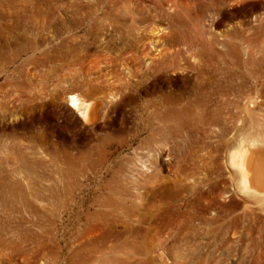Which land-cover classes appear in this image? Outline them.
I'll return each mask as SVG.
<instances>
[{"label": "rangeland", "instance_id": "obj_1", "mask_svg": "<svg viewBox=\"0 0 264 264\" xmlns=\"http://www.w3.org/2000/svg\"><path fill=\"white\" fill-rule=\"evenodd\" d=\"M263 129L264 0H0V264H264Z\"/></svg>", "mask_w": 264, "mask_h": 264}, {"label": "bare ground", "instance_id": "obj_2", "mask_svg": "<svg viewBox=\"0 0 264 264\" xmlns=\"http://www.w3.org/2000/svg\"><path fill=\"white\" fill-rule=\"evenodd\" d=\"M71 104L77 106L78 109H81L82 113L84 114L85 112L87 113L88 106L84 104L83 107H79L80 105L78 104L77 98L76 99L72 98ZM191 104L195 105L196 103L193 102ZM168 113L169 115H174L177 118L176 119L178 122L177 126H179L182 123H184V117H189L190 114L193 113V111L189 106H180V107L177 106V107H171L168 110ZM92 114H95V113H92ZM259 136H261V134ZM259 136L257 137L252 136L248 138L246 137L245 139H243L244 138L243 137L241 141H239L238 146L230 150L229 152V163L230 164L229 165H231L230 167H232V169L235 171V174H237L238 176V179H236L238 180L237 189L240 191V193L247 198L246 200L249 199L250 201H253L259 204V206L264 211V148L263 146L261 147L260 145H258L259 141L264 144V139H263L264 137L261 138ZM245 143H248V144H245ZM159 180L160 179H158L156 182H158ZM161 180L167 181V179L165 178ZM168 181L175 187H179L182 185L180 184L181 177L178 178V176L175 177V180L168 179ZM183 185L185 184L183 183ZM160 186L161 184L156 183L155 188L160 187ZM153 189L154 187L150 186L149 188L150 192L153 191ZM110 203L111 201L109 202V204ZM146 206L148 210L150 211L156 209L157 211L164 210V212H166L165 210H168L170 208V206L166 203L165 204L163 203V205L161 206V203H156V200L154 201L148 200ZM153 218H156V215L153 216ZM257 219H259L260 222H259V226H257L256 228V231L260 234V236L264 237V218L258 217ZM259 242L260 241L257 240L255 244H260Z\"/></svg>", "mask_w": 264, "mask_h": 264}]
</instances>
